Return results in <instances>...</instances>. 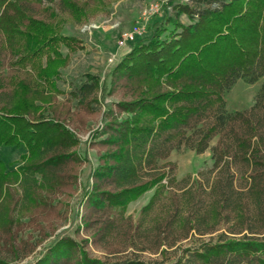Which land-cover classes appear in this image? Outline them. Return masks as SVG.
Returning <instances> with one entry per match:
<instances>
[{
  "label": "trees",
  "instance_id": "obj_1",
  "mask_svg": "<svg viewBox=\"0 0 264 264\" xmlns=\"http://www.w3.org/2000/svg\"><path fill=\"white\" fill-rule=\"evenodd\" d=\"M67 10L81 12L74 0H0V145L25 149L16 168L0 159V264L33 250L34 243H18L22 213L41 191L60 192L81 160L79 138L49 106L63 93L59 65L67 58L55 47L67 38L51 20ZM263 77L264 0L178 1L112 71L110 93L130 99L105 109L98 143L107 151L88 203L102 217L107 206L123 212L155 188L138 225L142 251L166 253L163 246L210 238L179 248L169 262L101 261L78 254L64 237L33 264H264V83L250 107L227 108L238 79L254 84ZM100 80L88 73L71 84L72 98L99 110ZM184 145L212 152V167L191 184L189 177L178 179L169 160ZM157 206L165 213L154 218L153 229H143ZM104 223L107 231L115 225Z\"/></svg>",
  "mask_w": 264,
  "mask_h": 264
},
{
  "label": "rangeland",
  "instance_id": "obj_2",
  "mask_svg": "<svg viewBox=\"0 0 264 264\" xmlns=\"http://www.w3.org/2000/svg\"><path fill=\"white\" fill-rule=\"evenodd\" d=\"M74 1L79 6L81 14H74L68 10L61 11L58 17L51 20V23L58 26L61 36L67 38L55 46L67 58L59 65L62 76L59 87L63 93L56 94L49 106L52 107L50 111H56L57 118L65 121L67 127L79 138L76 147L81 160L74 166L76 177L65 182L60 192L50 196L48 191H41L29 211L22 213L20 219L25 226L24 232H20L18 243L19 241L34 243V248L24 257L12 261V264L35 263L47 253L53 243L64 237L72 240L78 254L83 251L89 257L101 261L139 257L159 261L168 259L172 262L175 259L176 250L193 246L200 240H208L210 235L202 236V238L190 237L180 241L173 248L163 246L166 253L161 250L158 253L150 250L142 251L144 238L140 235L142 230H138V225L143 217L142 209L149 202L155 188L148 190L138 199L132 200L123 212L120 207L107 206L105 210H101L104 214L102 217H99V214L96 215L97 217L94 215L96 212H92L94 207L90 206L88 198L94 189V173L99 164L100 155L107 151V148L98 143L104 138V136L99 137L98 134L101 133L107 121L105 109L121 98L130 99L129 96L117 91L114 94L110 93L113 69L126 57L137 40L151 36L154 23L172 13L173 6L178 1L188 2L189 0ZM155 3H159L160 9L153 15H149V9ZM181 21L184 24L190 23L185 14L181 16ZM136 27H142L143 34L134 41L121 43L122 34ZM88 73L101 77L98 97L102 102L99 103V110L96 111L92 106L97 104L89 106L79 104L78 99H73L70 94L71 84L81 83ZM263 83L264 77L254 84L238 79L227 96L228 110L250 107ZM216 141L217 138L212 141V145ZM24 151L23 146L0 145V159L8 164V168H16L22 164L20 155ZM211 155V149L197 154L184 145L180 149L173 150L169 160L177 165L175 173L178 179L189 177L191 184L200 179V172L212 167ZM47 196H50V199H47ZM164 197L168 198L166 195ZM43 199H46L44 203ZM167 201L163 199V203L167 204ZM160 213L164 214L165 211L157 206L147 215L142 228L153 229L154 218ZM107 220L115 224L112 230L107 231L104 223ZM220 229L224 230L223 226ZM133 234L135 237H132ZM20 251L22 252V246Z\"/></svg>",
  "mask_w": 264,
  "mask_h": 264
},
{
  "label": "built area",
  "instance_id": "obj_3",
  "mask_svg": "<svg viewBox=\"0 0 264 264\" xmlns=\"http://www.w3.org/2000/svg\"><path fill=\"white\" fill-rule=\"evenodd\" d=\"M159 9H160L159 3H155L150 7L148 14L153 15L154 13L158 12ZM142 34H143V28L142 27H139V28L136 27L131 31H126L122 34L121 43L134 41L135 39H137V37H139Z\"/></svg>",
  "mask_w": 264,
  "mask_h": 264
}]
</instances>
